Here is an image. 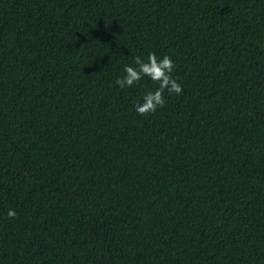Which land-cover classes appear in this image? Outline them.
Wrapping results in <instances>:
<instances>
[{
	"label": "trees",
	"instance_id": "16d2710c",
	"mask_svg": "<svg viewBox=\"0 0 264 264\" xmlns=\"http://www.w3.org/2000/svg\"><path fill=\"white\" fill-rule=\"evenodd\" d=\"M0 264H264V0H0Z\"/></svg>",
	"mask_w": 264,
	"mask_h": 264
},
{
	"label": "clouds",
	"instance_id": "9594fccd",
	"mask_svg": "<svg viewBox=\"0 0 264 264\" xmlns=\"http://www.w3.org/2000/svg\"><path fill=\"white\" fill-rule=\"evenodd\" d=\"M176 67L172 55L149 51L146 56L135 55L130 63L124 64L122 74L114 83L119 89H130L145 79L153 82L154 86L145 88L133 105L138 115H149L163 108L167 97L182 93L184 85L174 75ZM7 216L14 218L15 209L9 208Z\"/></svg>",
	"mask_w": 264,
	"mask_h": 264
}]
</instances>
